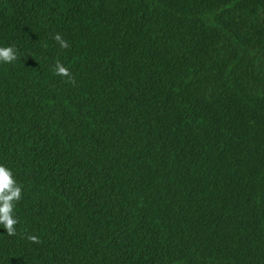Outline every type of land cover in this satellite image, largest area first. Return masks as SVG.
Segmentation results:
<instances>
[{"label":"trees","instance_id":"16d2710c","mask_svg":"<svg viewBox=\"0 0 264 264\" xmlns=\"http://www.w3.org/2000/svg\"><path fill=\"white\" fill-rule=\"evenodd\" d=\"M9 45L0 264H264V0H0Z\"/></svg>","mask_w":264,"mask_h":264},{"label":"clouds","instance_id":"9594fccd","mask_svg":"<svg viewBox=\"0 0 264 264\" xmlns=\"http://www.w3.org/2000/svg\"><path fill=\"white\" fill-rule=\"evenodd\" d=\"M53 39L59 42L61 48L68 47L67 43L61 39L57 33ZM17 59V50L14 46L0 47V63L9 64ZM54 72L56 75L68 77L67 68L56 62ZM70 79V77H69ZM21 199V186L16 182L12 171L0 165V227L8 235H14L16 228L14 227L18 221L14 215V208L16 202ZM35 241V237H29Z\"/></svg>","mask_w":264,"mask_h":264}]
</instances>
